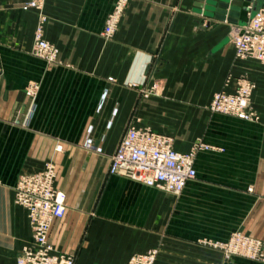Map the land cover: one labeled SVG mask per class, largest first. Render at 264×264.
I'll list each match as a JSON object with an SVG mask.
<instances>
[{
  "label": "crops",
  "instance_id": "obj_1",
  "mask_svg": "<svg viewBox=\"0 0 264 264\" xmlns=\"http://www.w3.org/2000/svg\"><path fill=\"white\" fill-rule=\"evenodd\" d=\"M114 1L45 0L39 10L0 0V264H17L31 239L27 210L14 197L18 177L48 160L67 205L49 240L75 264H126L153 247L155 264H264L227 259L201 242L235 230L264 242V63L238 57L230 38L251 1L233 21L206 14L204 0H129L106 38ZM41 12L57 63L34 53ZM241 76L255 83L258 120L209 108ZM153 82L157 93L144 95ZM131 123L172 135L181 151L198 138L216 148L198 151L197 176L180 193L166 191L109 171ZM89 124L101 151L84 145Z\"/></svg>",
  "mask_w": 264,
  "mask_h": 264
},
{
  "label": "built area",
  "instance_id": "obj_2",
  "mask_svg": "<svg viewBox=\"0 0 264 264\" xmlns=\"http://www.w3.org/2000/svg\"><path fill=\"white\" fill-rule=\"evenodd\" d=\"M45 0H24L23 9L41 10ZM129 0H115L108 13L102 34L110 38L117 30ZM248 17L242 24H235L232 42L238 57H253L264 63V1L256 5L254 0L247 7ZM47 20L41 12L35 31L34 53L49 63L60 61L59 47L44 37ZM112 78V77H109ZM134 84V83H133ZM39 85L30 83L27 91L36 94ZM255 83L245 76L237 79L233 91L220 90L214 93L209 108L212 111L235 115L249 120H258L259 113L251 104ZM143 94L157 93L158 83L143 88ZM93 125L87 127L84 145L102 150L95 145L91 135ZM216 148L201 138L196 139L188 151L174 146V137L148 126L131 123L111 155L109 171L143 181L148 185L173 193H180L187 182L197 176L196 155L201 149ZM56 165L53 160L35 172L21 173L14 189L15 201L27 210L31 224V239L25 242L17 256V264H75V255L59 251L50 242L53 221L66 212V194L56 186ZM202 243L222 251L225 258L240 255L255 260H264V243L259 237L235 230L224 240L204 238ZM158 248L134 253L126 264H155Z\"/></svg>",
  "mask_w": 264,
  "mask_h": 264
},
{
  "label": "water",
  "instance_id": "obj_3",
  "mask_svg": "<svg viewBox=\"0 0 264 264\" xmlns=\"http://www.w3.org/2000/svg\"><path fill=\"white\" fill-rule=\"evenodd\" d=\"M252 1V0H247ZM243 0H204V2L198 3V5L204 8L206 14L212 15L217 19H226L229 16V19L236 21L242 10ZM240 22L239 24H242ZM235 34V30L231 29L230 38Z\"/></svg>",
  "mask_w": 264,
  "mask_h": 264
},
{
  "label": "rangeland",
  "instance_id": "obj_4",
  "mask_svg": "<svg viewBox=\"0 0 264 264\" xmlns=\"http://www.w3.org/2000/svg\"><path fill=\"white\" fill-rule=\"evenodd\" d=\"M112 10V9H111ZM106 21V20H105ZM264 243V242H263ZM255 260V259H254ZM261 261H264V260H261Z\"/></svg>",
  "mask_w": 264,
  "mask_h": 264
}]
</instances>
